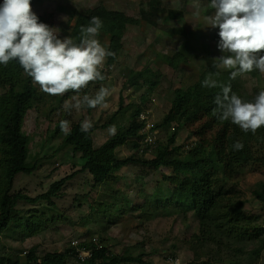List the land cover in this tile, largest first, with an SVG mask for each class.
Wrapping results in <instances>:
<instances>
[{
    "label": "rangeland",
    "instance_id": "rangeland-1",
    "mask_svg": "<svg viewBox=\"0 0 264 264\" xmlns=\"http://www.w3.org/2000/svg\"><path fill=\"white\" fill-rule=\"evenodd\" d=\"M153 1L158 2L160 11L154 19L148 20L144 15ZM209 2L31 0L32 10L44 23L58 28L61 38L70 35L76 12L98 5L135 17L139 24L126 27L119 57L111 65L105 62L103 66L102 74L106 79L91 83L79 93L81 96L94 95L101 85L108 87L112 94L107 98L106 107L66 112L64 102L76 93L49 96L34 84L32 107L25 113L22 123V131L27 136V164L33 171L18 174L11 191L34 198L45 193L52 183L80 168L77 163L72 164L76 160H70L71 148L62 145L64 133L55 134L59 122L65 119L70 121V126L91 120L95 126L93 145L97 148L112 136L108 132L110 126L115 125L117 132L131 126L133 114L140 107L136 122L143 124L138 133H148L152 143H144L142 138L128 139L115 150L116 158L151 159L167 144L172 133L176 135L170 148L175 157L182 158L198 142L196 130L203 120L184 126L175 122L167 126L160 123L171 107L176 88L185 89L195 84L200 92L214 95L221 90L201 85L207 76L204 74L207 59L218 64L217 57L223 54L217 47L219 29L207 25L206 17L214 14V9L208 7ZM196 5L200 9L198 16L194 15ZM98 39L107 47V35L100 33ZM175 54H179L180 61L173 67L167 63L166 56ZM216 73H219L217 76L230 75V70L216 67ZM235 80L242 87L243 95L256 96L264 89V74L259 70ZM150 82L154 83L151 88ZM3 91L0 88V93ZM120 96L123 99L121 106ZM224 123L231 122L220 121L218 126ZM218 126L202 134L204 142L212 140ZM239 138L251 145L254 158L264 154V142L258 140L264 138V127L255 134L246 133ZM256 160L241 167L232 163L226 185L235 190L242 210L254 217L252 225L264 228V203L252 194L255 185L264 182V165ZM171 175V168L152 169L133 163L112 172L105 182L93 185L88 173L77 172L52 197L51 205L43 200L18 201L15 216L22 221L34 216L37 226L32 235L20 228L13 230V226L0 231V255L25 264L27 254H23L24 251L33 249L38 255L64 252L72 246V240H77L101 244L112 254L140 255L147 264H263L264 249L260 257L251 253L259 245L257 240L229 239L218 233L215 224H209L207 230L210 231L205 232V226L199 223L193 211L168 202L175 188L166 178ZM68 262L82 263L75 255H71Z\"/></svg>",
    "mask_w": 264,
    "mask_h": 264
},
{
    "label": "trees",
    "instance_id": "trees-1",
    "mask_svg": "<svg viewBox=\"0 0 264 264\" xmlns=\"http://www.w3.org/2000/svg\"><path fill=\"white\" fill-rule=\"evenodd\" d=\"M160 11L158 2L153 1L148 5L144 16L148 20L154 19ZM93 16L103 20L101 34L108 36L107 47L116 53L115 57H108L106 64L111 65L117 60L122 48V38L128 25H138L139 20L129 16L122 11L109 10L102 5L93 7L87 11L76 12L73 16L74 24L70 35L79 38L80 28L87 25ZM40 21L43 22L41 18ZM167 63L176 67L180 61L179 54L168 57ZM216 62L208 58L205 64V73L216 74ZM256 74V70L251 72ZM250 73V74H251ZM216 79L224 84H231L232 91L244 100H252L255 96L243 95L242 87L236 80H229V75H215ZM149 88L154 83L150 82ZM0 231H5L13 226L21 229L27 235H32L37 224L34 216L24 218L23 221L15 216L16 204L19 200L27 202L46 201L51 205L54 197L65 182L77 172H86L91 176L93 185H99L107 180L112 172L121 167L133 163H140L152 169L161 166L171 168L173 175L166 176L173 184L174 192L168 198V202L183 206L187 211H193L199 223L207 230L209 224H215L218 233L234 240H257L259 245L251 252L260 257L264 249V228L252 225L253 216L247 215L241 208V200L237 197L235 190L227 186L228 169L232 163L248 166L252 161H258L264 165V154L259 158L252 155L251 145L239 136L246 134L237 125L222 124L218 126L219 120L212 114L216 107L214 97L216 94H204L193 84L188 88H176L169 111L164 115L160 125L167 126L171 123L184 126L185 124L203 120L196 130L198 142L195 143L182 158L175 157L170 145L175 141V133H172L167 144L156 151L151 159H136L126 157L116 158L115 150L131 138H142L138 133L142 122H136L141 111L136 108L133 114L131 126L125 130L116 132L102 145L94 148L92 131L82 132L80 122L71 124V132L62 138V145L71 148V162L80 166L73 173L52 183L49 189L34 198L26 196L21 192H12L14 179L18 174H31L32 167L27 164L28 147L27 136L22 131L24 115L32 107L35 87L31 77H28L23 69L15 61L10 62L7 67L0 65ZM221 90L218 91V93ZM122 96L119 97V106L122 105ZM90 111L92 108H87ZM218 126L212 140H203L202 134L207 129ZM257 131H261V128ZM57 127L56 133H60ZM251 134V132H248ZM142 136V137H141ZM240 140L244 144L241 151H234L232 145ZM260 142H264V138ZM136 143L133 144L135 148ZM165 178V179H166ZM253 196L264 203V182H258L252 189ZM41 221V218H39ZM38 221V219H36ZM79 247L90 250V256L81 264H123L136 263L147 264L140 255L112 254L107 248L97 243H79ZM25 264H69L71 255L77 256L74 246H70L64 252L51 251L38 255L33 249L26 252ZM0 264H19L11 257L0 255ZM200 264H205L200 262ZM264 264V261H263Z\"/></svg>",
    "mask_w": 264,
    "mask_h": 264
},
{
    "label": "clouds",
    "instance_id": "clouds-1",
    "mask_svg": "<svg viewBox=\"0 0 264 264\" xmlns=\"http://www.w3.org/2000/svg\"><path fill=\"white\" fill-rule=\"evenodd\" d=\"M195 7L194 15L198 16L199 5ZM208 7L214 9V14L206 17L207 25L219 29L217 47L223 53L217 57L219 63L215 67L230 70L229 80L255 70L264 74V0H210ZM102 28L103 20L93 16L81 26L78 39L71 35L61 38L58 28L40 21L31 0H3L0 65L7 67L15 61L32 83L49 96L76 93L64 102L66 112L106 107L112 94L108 87L101 85L94 95H79L91 83L106 79L103 66L108 57L116 55L98 39ZM201 85L221 89L214 97L216 107L212 111L219 121H230L252 134L264 127V89L254 99L244 100L232 91L230 83L218 82L212 73ZM59 127L65 135L70 134V121L61 120ZM92 127L91 120H84L80 130L88 132ZM108 132L115 135L116 126H110ZM243 148L240 140L232 145L234 151Z\"/></svg>",
    "mask_w": 264,
    "mask_h": 264
},
{
    "label": "built area",
    "instance_id": "built-area-1",
    "mask_svg": "<svg viewBox=\"0 0 264 264\" xmlns=\"http://www.w3.org/2000/svg\"><path fill=\"white\" fill-rule=\"evenodd\" d=\"M140 134L143 136L142 141H144V143H152V138L148 135V133L142 131L140 132ZM71 245L75 247L77 251V256L81 262H84L90 256V250L85 249L83 247H79V242L77 240H72ZM23 254H26V251H24Z\"/></svg>",
    "mask_w": 264,
    "mask_h": 264
}]
</instances>
